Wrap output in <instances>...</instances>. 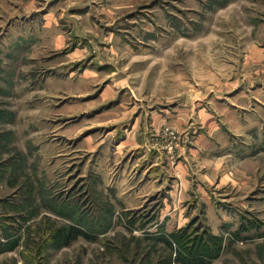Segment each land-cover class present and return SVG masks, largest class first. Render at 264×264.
Wrapping results in <instances>:
<instances>
[{
  "label": "rangeland",
  "instance_id": "obj_1",
  "mask_svg": "<svg viewBox=\"0 0 264 264\" xmlns=\"http://www.w3.org/2000/svg\"><path fill=\"white\" fill-rule=\"evenodd\" d=\"M0 264H264V0H0Z\"/></svg>",
  "mask_w": 264,
  "mask_h": 264
},
{
  "label": "trees",
  "instance_id": "obj_2",
  "mask_svg": "<svg viewBox=\"0 0 264 264\" xmlns=\"http://www.w3.org/2000/svg\"><path fill=\"white\" fill-rule=\"evenodd\" d=\"M71 233L73 234V236H82V237H86V236L84 235V233H83L81 230H79V229H72V230H71Z\"/></svg>",
  "mask_w": 264,
  "mask_h": 264
}]
</instances>
